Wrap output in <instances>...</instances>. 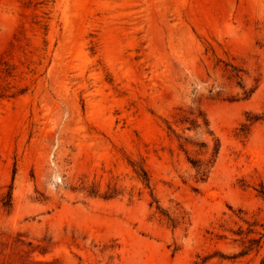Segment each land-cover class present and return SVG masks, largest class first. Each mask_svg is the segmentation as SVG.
<instances>
[{
	"label": "rangeland",
	"instance_id": "obj_1",
	"mask_svg": "<svg viewBox=\"0 0 264 264\" xmlns=\"http://www.w3.org/2000/svg\"><path fill=\"white\" fill-rule=\"evenodd\" d=\"M0 264H264V0H0Z\"/></svg>",
	"mask_w": 264,
	"mask_h": 264
},
{
	"label": "trees",
	"instance_id": "obj_2",
	"mask_svg": "<svg viewBox=\"0 0 264 264\" xmlns=\"http://www.w3.org/2000/svg\"><path fill=\"white\" fill-rule=\"evenodd\" d=\"M3 95H0V97H2Z\"/></svg>",
	"mask_w": 264,
	"mask_h": 264
}]
</instances>
